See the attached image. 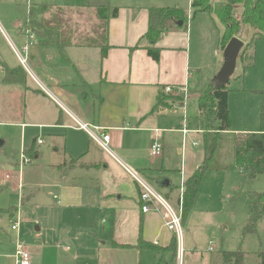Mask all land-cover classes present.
I'll return each mask as SVG.
<instances>
[{
    "label": "crops",
    "instance_id": "obj_1",
    "mask_svg": "<svg viewBox=\"0 0 264 264\" xmlns=\"http://www.w3.org/2000/svg\"><path fill=\"white\" fill-rule=\"evenodd\" d=\"M88 1L77 8H86ZM191 1L106 0L108 9H117V15L111 17L108 12L107 21L97 19L105 24L99 45L73 40L70 30L74 27L67 30L66 25H60L58 19H67L61 15L51 18L55 25H49L56 30V43L44 44L40 32L37 35L29 25L25 28L33 40L30 46L45 49L28 47L23 52L28 66L19 60L17 51L21 50H11L15 55L11 60L0 54V147L8 145L17 156L25 154L31 160L29 165L45 161L50 180L35 232L12 231V224L8 230L0 227V264H17V243L24 244L30 264H177L176 250L169 249L175 236L165 230L159 214L140 211L139 188L124 168L137 172L176 206L181 183L201 166L188 170L182 149L176 147L180 168H167L172 161L173 136L181 135L183 141L190 133L203 131L186 122L187 118L180 122L176 111L186 106L194 90L215 85L214 76L223 62L218 45L222 27L207 12L190 19ZM46 4L71 8L51 1L30 4L29 8ZM164 8L182 10L186 22L168 21L155 43L150 42L146 38L150 10ZM38 16V21L44 18ZM0 33L8 39L1 25ZM254 43L246 48L243 42L231 78L242 79L247 69L254 68ZM148 49H157L158 61L147 54ZM6 71L16 75L7 81ZM166 86L183 88L186 93L181 100L169 102L168 108L159 107ZM229 96L230 92L227 106ZM197 116L198 109L191 117ZM76 123L108 134L115 158ZM155 131L162 144L159 157L149 153ZM245 134L250 133L233 138L232 164L234 139ZM170 172L178 174L177 185L171 182ZM162 180L168 182L166 187L159 185ZM9 216L19 221L18 213ZM210 247L214 249L212 244Z\"/></svg>",
    "mask_w": 264,
    "mask_h": 264
},
{
    "label": "rangeland",
    "instance_id": "obj_2",
    "mask_svg": "<svg viewBox=\"0 0 264 264\" xmlns=\"http://www.w3.org/2000/svg\"><path fill=\"white\" fill-rule=\"evenodd\" d=\"M44 1H51L58 7H71L56 9L52 5H44L42 16L49 21L51 27L55 25L51 18L62 15L67 19H58L60 25H66L67 30L74 27L70 30L73 32V40L93 45H99L103 41L105 24L97 21L96 10L77 8L84 5L86 0H0V25L8 37L5 39L6 36L0 33V54L6 59L15 57L11 50H21V56L25 58L22 52L25 46L29 50H45L40 46H30L33 40L29 37L30 32L25 30L32 24L28 15L30 4ZM99 3L103 5L107 2L100 0ZM42 9L43 7L30 8L36 13L37 19ZM107 12L110 10L107 9ZM33 22L38 24L40 21ZM244 36L246 37L245 33ZM253 48L256 58L254 68L247 69L242 79L231 78L226 86L230 92L228 111L231 126L228 132L221 135V140L217 141L214 149L212 130L204 129L200 134L190 133L183 141L181 135L173 136L169 153L172 161L167 168H180L177 166L178 155L174 151L176 147L182 149L188 170L195 165H202L204 156L208 159L207 171L195 203L187 223L182 227L181 264H235L234 259L223 261L221 255L237 249L244 254L242 264H259L258 253H264V215L256 222L255 232L244 233L249 207L264 193V174L249 178L247 174L230 168L234 136L245 132L257 133L260 130V116L264 105V41L256 42ZM26 65L28 66L27 62ZM201 84L204 85V81ZM199 90L201 91L194 90L186 106L176 111L180 122L187 118L186 122L194 123V117L191 116L197 114L198 98L206 93L207 86ZM172 105L176 106H170ZM202 125L209 127L204 122ZM194 143H198L195 148ZM17 155L16 150L8 145L0 147V227L4 230L10 228L12 220L9 215L14 211V214L18 213L19 230L26 234L28 230L35 232V228L40 226L43 193L47 189L49 191L45 187L50 181L47 180L49 169L45 161L40 159L32 161L33 164L35 162L34 166L32 163L27 164L20 170V156ZM170 173L173 174L170 176L171 182L177 185L178 174ZM211 244L213 250H210ZM175 250L177 256L176 246Z\"/></svg>",
    "mask_w": 264,
    "mask_h": 264
},
{
    "label": "trees",
    "instance_id": "obj_3",
    "mask_svg": "<svg viewBox=\"0 0 264 264\" xmlns=\"http://www.w3.org/2000/svg\"><path fill=\"white\" fill-rule=\"evenodd\" d=\"M99 1L90 0L86 6L87 8L95 9L98 19L105 22L109 18L107 3L98 4ZM190 6L192 9L190 19H193L197 13L207 12L222 27L218 43L222 51L232 38L246 42V48L251 47L255 41H264V0H192ZM42 7L41 15L44 12V5ZM110 13L111 17H116L117 9L110 10ZM35 14L34 10L29 8L28 15L32 21V24H30L31 29L37 35H39V32L42 34V43H56L58 39L53 35L56 30L49 27L46 18H42L38 24H34L33 20L38 21ZM183 15V11L176 8L150 10L149 28L146 34L147 40L155 43L168 21H183L185 23ZM147 54L154 61H158L159 54L157 49L155 51L148 49ZM241 60H243L242 57H240ZM248 66H253V58H251V63ZM13 75H16L15 71H6V80L12 79L11 76ZM228 93L226 86L216 87L212 84L206 93L198 98V116L194 120V125L202 130H212L214 135L213 149L220 139V134L230 130L231 122L227 106ZM178 100H181V98L162 93L158 104L159 107L168 108L169 102ZM203 122L208 124L209 127L205 128L202 125ZM207 161L208 159L205 157L202 165L185 182L182 221L185 220L194 205L201 180L207 171ZM230 168L247 174L249 178L264 174V105L260 116V131L241 135L234 139V160ZM263 215L264 193L259 195L249 207L244 233L255 232L256 222ZM174 241L175 243L169 246L170 251L175 250L176 240L174 239ZM140 245L145 246L143 243H140ZM243 257L244 254L240 249L222 254L223 261L229 262L234 259L235 264H242ZM257 257L259 264H264V253H258Z\"/></svg>",
    "mask_w": 264,
    "mask_h": 264
},
{
    "label": "built area",
    "instance_id": "obj_4",
    "mask_svg": "<svg viewBox=\"0 0 264 264\" xmlns=\"http://www.w3.org/2000/svg\"><path fill=\"white\" fill-rule=\"evenodd\" d=\"M27 46L24 47L22 52H25ZM19 60L21 64H26V59L21 56V52L17 51ZM164 93L166 95H171L175 97H182L186 93L183 88H176L173 86H166L164 88ZM76 127L88 134V136L109 156L114 157L113 152L110 148V137L108 134L102 132L101 129L97 127H91L83 123H76ZM42 141L39 140L38 144ZM149 153L152 157H159L162 154V144L157 131L154 132ZM31 162L25 154L20 156V167L27 165ZM124 170L131 177L134 183L139 188V204L140 211L143 214L157 213L161 216L162 224L165 230L172 233L175 236L177 256L176 263L181 264V254H182V225H183V195L185 184L181 183L180 189L178 191L177 205L172 206L168 200L164 198L155 188H153L144 178H142L137 172L130 170L125 167ZM12 231L18 230V218L12 221L11 226ZM211 250V247H210ZM16 262L17 264H30V255L26 250L24 244H16Z\"/></svg>",
    "mask_w": 264,
    "mask_h": 264
},
{
    "label": "water",
    "instance_id": "obj_5",
    "mask_svg": "<svg viewBox=\"0 0 264 264\" xmlns=\"http://www.w3.org/2000/svg\"><path fill=\"white\" fill-rule=\"evenodd\" d=\"M179 24H181V22H179ZM243 46V42L237 38L230 39L226 44L222 53V65L217 74L214 76L216 87H224L229 83V80L235 71L238 56ZM159 185L161 187H166L168 182L166 180H162L159 182Z\"/></svg>",
    "mask_w": 264,
    "mask_h": 264
}]
</instances>
